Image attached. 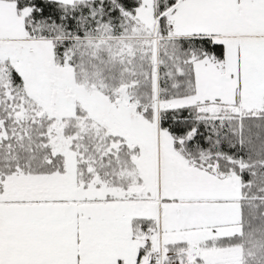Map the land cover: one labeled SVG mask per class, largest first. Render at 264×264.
Here are the masks:
<instances>
[{"label": "snow or ice", "instance_id": "obj_1", "mask_svg": "<svg viewBox=\"0 0 264 264\" xmlns=\"http://www.w3.org/2000/svg\"><path fill=\"white\" fill-rule=\"evenodd\" d=\"M0 264H264V0H0Z\"/></svg>", "mask_w": 264, "mask_h": 264}]
</instances>
